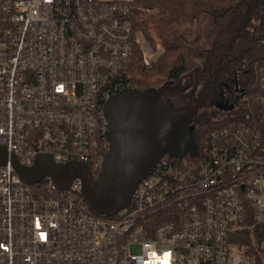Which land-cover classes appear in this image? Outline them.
I'll return each mask as SVG.
<instances>
[{"label":"built area","instance_id":"1","mask_svg":"<svg viewBox=\"0 0 264 264\" xmlns=\"http://www.w3.org/2000/svg\"><path fill=\"white\" fill-rule=\"evenodd\" d=\"M131 1L0 0V145L20 164L46 153L98 175L104 102L138 88L133 48L146 67L163 50L134 30ZM253 69L196 154H163L112 215L77 177L60 189L0 164V264H250L228 236L247 216L264 226V58Z\"/></svg>","mask_w":264,"mask_h":264},{"label":"trees","instance_id":"2","mask_svg":"<svg viewBox=\"0 0 264 264\" xmlns=\"http://www.w3.org/2000/svg\"><path fill=\"white\" fill-rule=\"evenodd\" d=\"M133 28L147 42L160 43L163 50L149 67L133 48L131 71L138 91L175 84L183 75L197 77L194 67L203 62L207 70H218L216 79L226 78L229 61L249 68L264 58V0H132ZM148 8L149 11L139 9ZM253 69V70H252ZM190 85V80L186 78ZM230 112L210 113L201 118L192 133L204 135L214 119ZM200 115L194 114L198 118ZM203 120V121H202ZM202 122V123H201ZM264 226L247 216L233 229L228 241L250 264H264Z\"/></svg>","mask_w":264,"mask_h":264},{"label":"water","instance_id":"3","mask_svg":"<svg viewBox=\"0 0 264 264\" xmlns=\"http://www.w3.org/2000/svg\"><path fill=\"white\" fill-rule=\"evenodd\" d=\"M174 95L162 91V86L144 91L125 88L104 102L109 149L96 177L81 161L56 162L46 153L37 154L31 165H22L2 145L0 164L10 161L28 183L49 176L60 189L68 187L77 177L91 208L112 215L129 204L137 183L163 154L175 157L186 152L196 154L192 126L187 123L184 107L177 106L172 99ZM222 98L221 94L220 101Z\"/></svg>","mask_w":264,"mask_h":264},{"label":"flooded vegetation","instance_id":"4","mask_svg":"<svg viewBox=\"0 0 264 264\" xmlns=\"http://www.w3.org/2000/svg\"><path fill=\"white\" fill-rule=\"evenodd\" d=\"M226 65L230 67L226 78L216 79L218 70L211 76L212 71L207 70L203 62H198L194 67L197 77L193 78L189 72L188 76L183 75L175 84L161 85L162 91L175 94L172 97L174 102L186 110V118H189L187 123L192 126V133L199 125L198 120L204 118V115L230 111L234 102L246 91L251 79L250 69L241 68L242 65L239 66L236 60L229 61ZM186 78L190 80V85L186 83ZM191 88L190 93L186 95ZM221 94L223 98L220 101ZM194 114L200 116L196 118Z\"/></svg>","mask_w":264,"mask_h":264},{"label":"rangeland","instance_id":"5","mask_svg":"<svg viewBox=\"0 0 264 264\" xmlns=\"http://www.w3.org/2000/svg\"><path fill=\"white\" fill-rule=\"evenodd\" d=\"M158 43H159V42H158ZM236 253H238L237 249L234 248V247H232V248H231V254H236Z\"/></svg>","mask_w":264,"mask_h":264}]
</instances>
